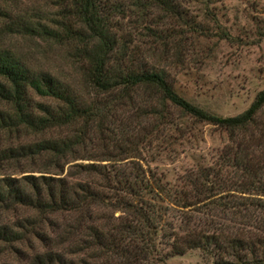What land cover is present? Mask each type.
Instances as JSON below:
<instances>
[{
	"label": "trees",
	"instance_id": "obj_1",
	"mask_svg": "<svg viewBox=\"0 0 264 264\" xmlns=\"http://www.w3.org/2000/svg\"><path fill=\"white\" fill-rule=\"evenodd\" d=\"M53 6L51 20H24L20 27L70 50L80 63L77 85L34 74L0 50V102L7 106L0 134L64 131L0 151V162L44 160L38 176L0 177V208L19 205L68 219L48 239L57 250L39 262L164 264L198 250L214 264H264V89L233 117L176 93L165 70L148 59L178 49L175 37L195 28L177 0H53ZM141 89L145 95L137 98ZM173 109L183 121L219 128L227 142L210 164L168 181L141 162L171 153ZM25 233L2 227L0 239L19 242Z\"/></svg>",
	"mask_w": 264,
	"mask_h": 264
},
{
	"label": "rangeland",
	"instance_id": "obj_2",
	"mask_svg": "<svg viewBox=\"0 0 264 264\" xmlns=\"http://www.w3.org/2000/svg\"><path fill=\"white\" fill-rule=\"evenodd\" d=\"M177 1L195 28L185 32L183 39L175 37L171 44L178 43V49L171 46L165 54L160 49L153 60L148 61L163 68L176 93L194 105L221 117L241 114L264 89V0ZM55 13L53 0H0V50L14 56L34 74H47L59 82L77 85L81 75L80 63L72 58L70 50L20 27L24 20L47 22ZM145 92L139 90L137 98H143ZM35 101L47 102L38 97H34ZM6 108L0 102V110ZM180 116L178 110L171 111L174 124L168 131L174 139L171 153L156 156L154 160L144 155L145 160L141 162L168 181H173L192 166L210 164L216 152L227 142L226 134L219 128L183 121ZM63 132L54 130L43 136L19 129L14 134L1 133L0 151L36 143L43 137H58ZM181 136H185L184 140L180 139ZM98 146L101 145L97 144L94 149ZM42 164L44 160L39 156L21 158L19 163L5 160L0 162V177L38 176L37 169ZM71 164L64 166L63 175ZM19 169L26 173L20 174ZM66 221L68 219L63 215L41 214L19 205L11 209L0 208V228L26 232L19 242L0 239V264H41L39 257L57 250L49 240L55 237L57 229L62 230ZM164 264L214 263L198 250H188L182 255L169 257Z\"/></svg>",
	"mask_w": 264,
	"mask_h": 264
}]
</instances>
